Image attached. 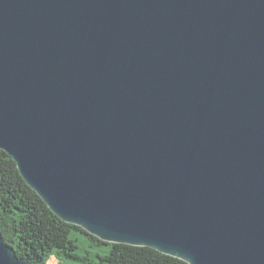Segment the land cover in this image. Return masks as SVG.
<instances>
[{
    "label": "water",
    "instance_id": "1",
    "mask_svg": "<svg viewBox=\"0 0 264 264\" xmlns=\"http://www.w3.org/2000/svg\"><path fill=\"white\" fill-rule=\"evenodd\" d=\"M0 149L102 240L264 264V0H0Z\"/></svg>",
    "mask_w": 264,
    "mask_h": 264
},
{
    "label": "trees",
    "instance_id": "2",
    "mask_svg": "<svg viewBox=\"0 0 264 264\" xmlns=\"http://www.w3.org/2000/svg\"><path fill=\"white\" fill-rule=\"evenodd\" d=\"M16 166L0 149V233L29 264H48L51 255L78 257L75 232L86 235L93 244H110L109 252L97 255L94 264H189L150 246L102 240L59 218L26 184Z\"/></svg>",
    "mask_w": 264,
    "mask_h": 264
},
{
    "label": "rangeland",
    "instance_id": "3",
    "mask_svg": "<svg viewBox=\"0 0 264 264\" xmlns=\"http://www.w3.org/2000/svg\"><path fill=\"white\" fill-rule=\"evenodd\" d=\"M77 238L76 253L78 257H70L66 254L51 255L48 264H94L97 255L106 254L110 250V244H93L91 239L81 232H75Z\"/></svg>",
    "mask_w": 264,
    "mask_h": 264
}]
</instances>
